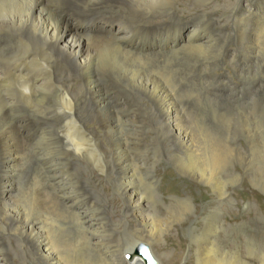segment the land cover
Instances as JSON below:
<instances>
[{
	"label": "rangeland",
	"instance_id": "obj_1",
	"mask_svg": "<svg viewBox=\"0 0 264 264\" xmlns=\"http://www.w3.org/2000/svg\"><path fill=\"white\" fill-rule=\"evenodd\" d=\"M197 1L178 0L176 13L180 16L181 22L188 23L198 18L199 13L204 12V10L209 12V15L206 17L207 20L203 22L207 30L206 33L200 36L201 41H205L209 36L216 35L217 33H231V39L229 38L224 42L226 47L228 46L227 48L230 53L233 52L232 54L235 56H229L225 63H221L222 67H184L182 60L177 61L178 63L174 60H169V65L167 63L168 60L162 61L165 64L161 62L163 66H160L162 64L157 63V65L153 61L131 60L122 56L112 55L105 49H103L104 51L101 53V56H99L94 64H92L93 67H91L92 71L95 70L94 74L96 76L97 74L99 76L101 75V82L110 84L108 90H111L113 87V95L111 93L109 94L111 103H116L118 100H121V110H131L129 114L125 113L123 115L121 112L118 113L121 115V121H124L127 117H135V110H133V108L136 99H140V101L149 105V103H147L149 102V98L146 96L147 93L144 92L142 84L149 82L150 85L148 87L151 95L155 94L151 93L153 87L159 86L164 90L167 88V92L169 94L171 93V98L175 99L173 101L176 103L181 101L180 110L182 119L184 120L186 118L185 121L187 122L188 131L196 135L193 146L194 154L190 153L185 147H183V149L180 146L178 147L177 142L173 138H169L168 129L164 125L159 124L155 119L141 117V122L144 126H142V135L140 138L146 147V152L144 151L146 169L149 168V166L153 167L152 171L156 179L155 182L148 179L149 177H147L146 169L141 170L140 168L141 171L137 168L132 169V172L135 173L133 181L146 198L143 199V202L145 201L144 203L150 207V213L147 215V225L143 226V229L136 226L132 217L127 214V209L122 197L113 189V180H109L105 175L107 165H105L106 163L102 155L100 153L97 154V151H94L91 145L88 147V142L82 143V141H80V134L76 130V124L72 121L73 119L62 118V120H60V118L57 120L55 124V129L57 130L54 129V132L59 134L57 136H51V139L49 137L50 135L47 136V144H37L38 141L36 139L39 137L38 123L40 122H37V117H31V114L38 116L39 112L42 110L48 115L51 113H59L62 109L66 110V106L69 107L66 103L67 101L74 100L81 95L85 96L86 94L83 93V85H81L80 81V78L86 75L85 71L77 67H71L68 63L60 60L57 64L58 67H54L53 75L52 69H50L53 67H47L45 62L42 61L43 64L40 60L35 62V59L38 57H34L33 63L29 62L31 65L27 64V67H21L25 70L27 69L33 77L30 76V82L34 81L35 75L44 79V89H40L38 95L41 97L46 96L47 102L45 105L41 104L40 111L27 108L28 105H30V103L26 101L28 98L25 99L21 97L22 92L28 90V88L23 90V85L21 84L23 82L11 83L14 86L11 85L10 89L7 91V93L10 91L8 94L16 101L14 111L10 115L11 118H14L15 115H21L26 118L24 119V124L27 123V126L24 127L19 124L18 120L12 122L14 125H19V138L22 142H25L26 145H23L16 152L18 163L15 168V191L9 203V210L0 208V241L5 243L7 253L8 255L10 254L9 259L11 256V262L13 264H51L52 261H44L40 258L36 245V233L37 231L40 232L41 227V231L47 235L45 236V238L48 239L46 241L48 243L50 242L48 248L51 255L54 256V262H57L56 264L100 263L97 258L94 257L97 253L95 251H89L92 248L88 246L90 243L88 238L93 236L90 229H86L84 226L77 228L74 220L76 216L70 217L66 209L63 210L62 206L54 202V200H56L55 192H52L48 187L42 186L41 176H44L43 170L47 171L46 167L51 163L55 164V162L56 166H59L60 170L62 169L61 171L66 172L67 176L65 175L64 178L66 179L67 177L68 179L65 180V183L70 188L63 189L61 184L59 186V191H70L74 194L76 203L83 205L81 208L76 207V210L79 212L85 209L88 210L90 214H94L93 218L99 222V227L96 229L95 227L91 228H93L94 233L96 232L95 234L105 242L106 246L111 247V252H113V254L115 253L113 259L114 264H134L129 260L128 255L133 256L136 248L137 253L144 259L145 264H148L145 256L142 254L143 252L146 254L148 253L146 252L147 248L145 246H139L142 243L150 248L152 255L160 264H264V53L260 56L262 61L250 67L248 64L251 63V61L248 59L243 60V55L237 53L235 49L238 37L235 32V24L231 19L238 12L236 14L229 13L228 9L244 1L249 4V0ZM128 2H131L130 7L132 10H136L135 8H137V6L145 5V3V6L151 4V7L156 9V14L152 21L154 23H160L158 25L139 24L140 26L131 27L129 30L124 28V30H126L125 32L130 31L129 35L131 36L126 40L125 46H128L132 53L148 54L151 49L149 54H166V52L170 53L174 51V49H178L181 41L184 40L182 37L185 35L181 31L185 32V29L176 24L170 27L162 25L165 23L164 20L168 18L160 12L163 8L168 6L169 0H166L168 3H166L165 0H128ZM253 4L255 10L253 6H251V10H253L255 14L260 15L262 13L261 9H264V1L255 0ZM14 7L19 8L20 6L14 5ZM75 11L78 14L76 17H74ZM75 11L72 12L74 18L69 17L70 21L75 24V26H73L75 31L93 37H108L111 34L114 36L111 35L110 37L114 39L118 37L119 34H117V29L121 28L118 24L120 19L114 16V11L105 12L100 10L88 13H84L80 10ZM103 13L107 17L101 15ZM225 13L227 15L230 14V19L223 16ZM80 19L82 22L79 23ZM211 22L212 24L209 25ZM114 26L117 27L115 28ZM108 28L112 29V31H107ZM260 28L262 30V26ZM163 34H165V36ZM13 38H8L9 42L6 39L3 41L4 43L0 42V44L7 43L6 50L0 51V61H6V52L15 58L17 57L18 60H22L24 54L28 52L40 54L36 40L29 39L27 36L23 37V39L19 36ZM213 39L214 38H210L209 40ZM189 41L190 43H194V39H190L188 42ZM137 49L139 50L137 51ZM242 52L247 56L244 49H242ZM213 54L204 53V55L208 57H212ZM9 61L13 62L14 60ZM144 62H146V65L149 64L148 67ZM152 62L155 65H153ZM234 62H236V64L238 62V67L233 65ZM39 63L41 64L39 65ZM173 64L174 66H172ZM138 65L143 67H138ZM156 66H158L157 68L163 73L156 69ZM166 66L171 73L168 69L167 72L165 70L166 68H163ZM153 68H155L154 71ZM149 69H152V71ZM23 70L21 72H18V70L15 72L22 73L25 71ZM143 71L145 74L148 73L146 74L147 76H145ZM44 73L45 76L43 75ZM66 74H69L68 76L70 77L72 85L70 90L64 89L65 81H63L62 75ZM142 79H146L148 82L142 81ZM149 79L152 80V83H150ZM176 80L178 83H176ZM173 81L175 82L173 83ZM49 82L53 84H49ZM117 90L119 92H117ZM155 91H157V89ZM175 91L178 93L177 95L173 93ZM104 94V92H99L96 93L95 96L101 97L104 96ZM119 94L123 98L118 100L114 99L118 98L117 96H119ZM13 95H17L18 97H14ZM133 98L134 102L130 100ZM180 98L181 100H179ZM38 104L39 103H35L34 105L37 106ZM17 107H21L23 112ZM53 107L55 109H53ZM255 108L258 111H255ZM261 113H263V116ZM219 114L222 115L218 116ZM257 115L261 120L260 118L258 120ZM212 117L214 119L216 117L217 119L214 120ZM223 117L224 119H221ZM193 118L197 122L192 120ZM198 122L200 123L198 124ZM201 123L204 124L202 125ZM85 125L101 133L94 119H88ZM208 125L210 128L207 127ZM260 125H262V127H260ZM50 128L51 125L40 127V129L44 131L50 130ZM203 128L205 130H201ZM118 132L123 138L127 136L126 134H129L132 142L135 141L139 135L134 131L132 124L128 125V127L127 125H123L119 128ZM1 134L2 132L0 133V139L2 137ZM48 140L54 141L53 144L51 145ZM101 140L103 143L105 142L103 136ZM37 146L41 149L38 150ZM87 147L88 150H86ZM69 155H73L74 157L70 159ZM44 159L47 163H44L41 167V162ZM222 159L225 162H217V164H214V166L216 165L215 168L217 167L218 169L212 168L215 181L208 183L207 179H204V177L200 175V170H203L202 166L200 167V162L207 165L213 163V160L219 161ZM142 161L143 160H139L138 165L139 163L141 165ZM68 163H71L70 167L65 165ZM73 164L80 165V167L77 168L78 170L71 167ZM204 170L205 171L202 172L207 174V168H204ZM76 176H83L85 180L87 179L88 182H90L88 185L89 189L87 192L85 191L84 194L78 185L72 181V178H76ZM38 182H41V184ZM224 189L230 192L229 198H222ZM35 196H37V198H34ZM46 199L47 201H45ZM48 199L50 200L48 201ZM73 200L74 198H71V201ZM185 201H188L191 206H193L189 211L182 209L184 204L188 203ZM47 202L51 203L48 204ZM43 203L45 204L43 205ZM10 210L18 211L22 215V217L20 215L21 220L26 223L27 221L34 223V220H37L35 222L36 224L39 223L40 228H37V231L34 230L31 232L25 229L14 231L9 216ZM68 211L75 212L70 207ZM29 217H31V221ZM40 219L42 220L41 222ZM44 219H46V221ZM109 221L113 223H109ZM47 223L49 226L51 223L52 225L48 227ZM107 225L112 227V229L109 230L107 227L105 228ZM44 226H47V230ZM57 226L63 230L60 231V228ZM156 233L159 234L160 240L159 238L156 240ZM110 242H112V244ZM50 244L51 246H49ZM56 251L63 253H56ZM56 254L63 255L57 257ZM150 260L155 264L152 258H150Z\"/></svg>",
	"mask_w": 264,
	"mask_h": 264
},
{
	"label": "bare ground",
	"instance_id": "obj_2",
	"mask_svg": "<svg viewBox=\"0 0 264 264\" xmlns=\"http://www.w3.org/2000/svg\"><path fill=\"white\" fill-rule=\"evenodd\" d=\"M169 1L170 2L168 4V6L163 8L160 12L161 14H164L168 18V19L164 20L165 23L162 25L170 27V26L176 24V25H180L181 27H183L185 29V32L184 31H181V32L183 34H185L182 37V39H184V40L181 41L180 45L178 43V45H179L178 49H176V50L174 49V51H171L170 53L166 52V54H160V53L149 54L150 50H151L149 48L150 50H149L148 54H134L129 50L128 46H125L126 40H128L131 36V35H129L130 31H127V32H125V31L129 30L131 27L134 28V27L140 26L139 24H153V25L160 24V23H154L152 21V19L155 17L156 9L152 8L151 4H148L147 6H145L146 3L144 2L145 5L137 6V8H135L136 10H132V8L130 7L131 2L129 3L128 0H0V42H3L5 39L8 40V38H13V37L19 36L20 38L23 39V37L27 36V37H29V39L36 40V42H37L36 44L38 45L37 47H38L39 52H40V54H38V53L33 54V52L25 53L24 56L22 57L23 58L22 60H18L17 57L15 58V57L11 56V54L6 52V61H0V131L2 132V134H1L2 137L0 139V167H1L0 168V208L8 209V207L10 205L9 204L10 200L12 198L14 191H15V178H16V169L15 168H16V164L18 163V157L16 155L17 154L16 152L23 145H26L25 142H22L21 139L19 138V132H20L18 130L19 125H14L12 123L14 120H18L19 124L21 126L26 127L27 123L24 124V119H26V118L24 116L22 117L21 115H15V114H14L15 117L11 118L10 115L14 111V108L16 106V101L14 98L11 97V95L8 94L10 91L8 93H7V91H8V89H10L11 85H13L11 83L23 82V83H21L23 85V90L26 88H28V90H26L25 92L23 91L22 94L21 93L20 94H21V97H24L25 99L28 98L26 101L29 102L30 105H28L27 108L35 109L37 111L41 110V104L45 105V103L47 102L46 96L41 97L40 95H38V92L40 91V89H44V79L39 77L38 75H35V79H33L34 81L30 82V76H31L30 73L27 71V69L25 70L24 68H21V67H27V64L31 65L29 62L33 63L34 57H38L39 59L38 58L35 59V62L36 61L38 62L40 60L41 62L42 61L45 62L47 67H53V68H50V69H52L53 75H54V67H58L57 64L60 60H63L64 62L68 63L71 67H77V68L81 69L82 71H85L86 75L83 78L82 77L80 78L79 76L78 77L81 79V80L80 79L79 80L81 81V85H83L82 90H83V93L86 95L85 96L81 95L78 98L75 97L76 99H74V100L67 101L66 103H67V105H69V107L66 106V110L62 109V111L59 113L58 112L53 113V114L51 113L48 115L46 112H44L42 110L39 112L38 116L31 114V117H37V122H40V123H38V128H39V135L38 136L39 137H37V139H36L38 141L37 144L38 145L45 144L47 142V138H46L47 136L50 135L49 137L51 139V136H57L59 134V133L56 134L54 132L55 124H56L57 120H59L60 118H61L60 120H62V118L73 119L72 121H74L76 124V128H77L76 130L80 134V135L78 134L80 139H81L80 141H82V143L88 142V147L91 145L94 148V151H97V154L100 153L102 155V158H103L104 162L106 163L105 165H107L105 175L107 176V178L109 180H111V181L113 180L112 181L113 189L122 197L124 204H125V207L127 209V214H129L132 217L135 225L140 227L141 229H143V226L147 225V215L150 213V207H149V205H146V203H144L145 201L143 202V199H146V198L140 192V190L138 189V186L134 183L133 179L135 177V173L132 172V169H134V168H137L139 170H140V168H141V170L146 169L145 154H144L146 147L140 138L142 135L141 129H142V126H144V124H142V122H141V117L153 119V120L155 119L156 122H159V124L164 125L168 129L167 132H168L169 138H173L177 142L178 147L180 146V147H182V149H183V147H185L190 153H194L193 146H194L196 135L194 133H192V132L190 133L188 131L187 122L185 121L186 118L184 120L182 119V113L180 110L181 109L180 108L181 101H179V100H181V98L179 100L177 99L179 101V103L178 102L176 103L175 101H173L175 99L171 98V96H170L171 93L169 94L167 92V90H166L167 88L164 90L162 87H159V86L153 87L154 92L151 91V93L152 94L155 93V94L151 95L149 93V87H148L150 84H149L148 80L146 81L147 78L145 80L142 79V81H146L148 83H142V84L144 87V92L147 93L146 96H148V98H149V102H147V103H149V105L140 101V99H138V100L136 99V102H135L134 108H133V110H135V117L134 118H133V116H131L129 118L127 117L124 121H121V119H120L121 115H119L118 113L121 112L123 115L125 113L129 114L131 110L130 111L121 110V106H120L121 100H118V99L123 98V97L120 96V94H119V96H117L118 98H114L118 101L116 103H111V101L109 99L111 97L109 94L111 93L113 95V93H112L113 87L111 86L112 89L108 90V88H110V84L105 83V82H101L100 81L101 75L99 76L97 74L98 73L97 72L96 73L97 76H96L94 74L95 70L92 71L91 67H93L92 64H94V62L99 58V56H101V53L104 51L103 49L107 50L112 55L122 56V57H125L127 59H131V60H145L148 62L153 61L156 64L157 63L162 64V63H164L162 61H166V60H168L167 63L169 62V60H174V61H176V63H178L177 61L182 60L184 67H222L221 63H225L229 56H231V57L235 56L234 54H232L233 53L232 51H231L232 53H230L229 49L227 48L228 46L226 47V44L224 42L225 40L227 41L231 37L230 36L231 33H227V34L226 33L225 34L224 33H222V34L217 33L216 35L209 36L205 41H201L200 36L202 34L206 33V30H207V28L203 25V22H204V20H207L206 17L209 15V12L204 10V12L199 13V15L197 14L198 18L193 19L191 22L184 23L183 21L181 22L180 16H178L176 13L178 0H169ZM194 1L196 2L197 0H194ZM203 1H207V0H203ZM254 1L255 0H249V4L245 3V1H244L243 3H238V5H236V6L233 5L234 7H231L228 9L229 13H235L236 14L238 12L231 19V21H233L235 24V29H236L235 32H236V36L238 37V39H237L238 42L235 44L236 45L235 49H236L237 53H241L243 55V60L248 59L251 61V63L248 64L250 67L255 66L258 62H261L262 58H260V56L262 53H264V9H261L262 13L260 15L255 14V12L253 10H251V6H253V9H254V4H253ZM165 2H166V0H165ZM152 3H154V2H152ZM166 3H168V2H166ZM14 5H17V6L19 5L20 7L15 8ZM75 10H80L84 13L95 12V11H100V10L105 11V12H107V11L113 12L114 11V13H115L114 16L116 18L120 19L119 23L116 21L119 24V26L121 27V28L119 27L120 29H117V34H119L118 37L116 39H114L113 37H110L112 34L111 35L108 34V35H110L108 37L107 36H105V37L94 36L93 37V36H88V35H85L83 33H79L77 31H75L74 27H73V26H75V24L73 22H71L69 19V17H73L72 12H74ZM228 12H226V13H228ZM226 13L224 15L223 14L222 15L229 18L230 14L227 15ZM259 13H260V11H259ZM101 15H104V13ZM76 16H78V14L75 11L74 17H76ZM104 16H106V15H104ZM75 22H77V21H75ZM80 22H82L81 19H80L79 23ZM88 23H89V21H88ZM211 24H212V22L209 23V25H211ZM90 25H91V23H90ZM209 25H208V27H209ZM96 26H97V24H96ZM261 26H262V30L260 28ZM101 28H102V26H101ZM124 28L126 30H124ZM89 29H91V28H89ZM121 29L124 31H122ZM107 31H112V29L108 28ZM253 33H255V34H253ZM117 34H115V35H117ZM163 35L165 36V34H163ZM112 36H114V35H112ZM167 37H168V35H167ZM210 38H214V39L209 40ZM175 39H176V37H175ZM190 39H194V43H192V42L190 43V41L188 42V40H190ZM8 42H9V40H8ZM142 44H143V42H142ZM146 44H148V43H146ZM129 45H130V42H129ZM6 46H7V43L6 44H0V51L6 50ZM38 49H37V51H38ZM242 49H244L246 51L247 56H245V54L242 52ZM133 50H135V49H133ZM138 50L139 49H137V51ZM204 53H207V54L208 53H211V54L214 53V54L212 57H208V56H205ZM9 56H11V57H9ZM1 60H3V59H1ZM9 60H14V61L11 62ZM148 62H147V64H148ZM153 62H152V64H153ZM144 63L146 65V62H144ZM40 64L41 63H39V65ZM237 64H238V62H237ZM237 64H236V62L233 63L234 66L238 67ZM148 65H146V66L148 67ZM153 65H155V64H153ZM168 65H169V63H168ZM131 66H129V67H131ZM139 66H141V65H138V67ZM160 66H163V64ZM172 66H174V64ZM1 67H6V68H1ZM10 67H14V68H10ZM141 67H143V66H141ZM153 67H155V66H153ZM157 67L158 66H156V69H158ZM246 67H248V66H246ZM163 68L164 69L166 68L165 70L168 72L169 69L167 68V66L163 67ZM154 69L155 68H153V71H154ZM17 70H18V72H21L22 70L24 72L17 73V72H15ZM149 70L152 71V69H149ZM158 70H160V69H158ZM145 72H147V71H145ZM167 72H165V73H167ZM169 72L171 73L170 70H169ZM63 73H64V71H63ZM143 73H144V71H143ZM146 74H148V73H146ZM146 74H145V76H147ZM43 75L45 76V73ZM68 75L67 74L62 75L63 81H65V84H64L65 90L66 89L70 90V88L72 86L71 81H70V77ZM149 75H150V73H149ZM106 77H104V78H106ZM134 77H133V79H134ZM173 77H175V76H173ZM149 81H150V83H152V80L149 79ZM45 82H48V81H45ZM174 82L175 81H173V83ZM50 83H52V82H49V84ZM176 83H178V81ZM162 84H163V82H162ZM55 86H56V84H55ZM170 87H172V86H170ZM53 89H55V88H53ZM156 89H157V91H155ZM50 91H51V89H50ZM176 91L173 93H176ZM99 92H104L105 93L104 96L96 97L95 96L96 93H99ZM117 92H119V91L117 90ZM65 93H66V91H65ZM177 94L178 93H176V95ZM50 95H51V93H50ZM149 95H151V96H149ZM13 96L16 97L17 95H13ZM130 100L133 101L134 98L130 99ZM35 103H39V104L37 106H35L34 105ZM257 107H259V106H257ZM19 108L21 111L22 108L21 107H19ZM182 108H183V106H182ZM53 109H55V108L53 107ZM255 111H258V110L256 109ZM22 112H23V110H22ZM261 114L263 116V113H261ZM221 115L219 114L218 116H221ZM247 115H250V114H247ZM26 117H27V114H26ZM257 118L259 120L260 117L258 116ZM88 119H94L95 120V123L98 126V128L100 129L101 133H99L95 129H92V128L85 125L86 122L88 121ZM215 119H217V118L215 117ZM221 119H224V117ZM187 120H189V119H187ZM192 120H195V119L193 118ZM260 120H261V118H260ZM211 121H212V119H211ZM226 121H227V119H226ZM226 121H224V122H226ZM199 123L200 122H198V124ZM258 123H259V121H258ZM130 124H132L134 131L139 134L138 137L136 138V140L133 142L131 141L129 134H126L127 136H124V138L121 135L122 136V138H121V136L119 135V132H118L120 127H122L123 125H127V127H128V125H130ZM46 125H51L50 130L44 131V130L40 129L41 126H46ZM195 126H196V124H195ZM207 127H209V125ZM260 127H262V125H260ZM206 129L209 130L208 128H206ZM55 130H57V129H55ZM201 130H205V129L203 128ZM194 131H195V129H194ZM207 132H209V131H207ZM123 135H124V133H123ZM102 136L105 140L104 143L101 140ZM24 140H26V139H24ZM48 142H50V144L52 145L54 141L48 140ZM128 145H129V147H128ZM82 147H84V146H82ZM88 147L86 148V150H88ZM40 149L41 148L38 147V150H40ZM138 153H140V154H138ZM196 155H197V153H196ZM71 157H74V156L71 155L69 158L71 159ZM137 160L138 161L143 160L142 164L140 165V163H139V165H138ZM213 161H214L213 163L207 164V165L200 162V167L202 166V168H203L202 171H205L204 168H207V171H208L207 174H204V172H202L200 170V172H201L200 175H201V177L203 176L204 179L206 178L208 183L215 181L213 169H212V168H215V166H216V165L214 166V164H217V162H225V161H223V159L219 160V161H217V160H213ZM44 163H47V162H45V159L42 160L41 167L43 166ZM50 163H51V161H50ZM65 165L67 167H70L71 163H68ZM71 167L74 169H77L80 167V165H74L73 164V166H71ZM220 168H221V166H220ZM46 169H47V171L43 170L44 176H41L42 186L48 187V189L50 188L52 190V192L53 191L55 192V194H56L55 199L56 200H54V202H56L58 205L62 206L63 210L66 209L67 213L70 217L76 216L74 218V220H75L77 228L84 226V227H86V229L87 228L90 229V232H92L93 236L88 238V241H90L88 246H89V248L90 247L92 248L89 251H95L97 253V255L95 254L94 257H96L97 260L102 264H114L113 259H114L115 253L113 254V252H111V250H110L111 247L106 246L105 242H103L100 239V237L97 234H95L96 232L94 233V229L91 228V227H95V229H96L99 227L98 226L99 222L97 220H94V218H93L94 214L93 215H92V213L90 214V212L88 210H85V209H83L82 211L79 212L78 210H76V207L81 208L83 205L76 203V201H75L76 197L74 196V194L71 193L70 191H65V190H64L65 192L59 191V186L61 184H62L63 189H70L67 186V184L65 183V180L68 179L67 177H66V179L64 178L66 175V172L61 171L62 169L60 170L59 166L58 167L56 166V162H55V164H53V163L49 164L46 167ZM152 169H153V167L149 166V168L146 169V174H147V177H149L148 179H151L152 181L155 182L156 179L154 177ZM217 172H216V174H217ZM72 181H74L78 185V187L80 188V190L82 191L83 194L85 193V191L86 192L88 191V189H89L88 185L90 182H88L87 179L85 180V178H83V176H81V177L76 176V178L73 177ZM41 182H38V183L41 184ZM152 187H153V185H152ZM91 192H89V193H91ZM222 194H223L222 195L223 199L229 198V196H230V192L228 190H225V189L222 192ZM34 198H37V196H35ZM71 198H74V200L71 201ZM49 200L50 199H48V201ZM45 201H47V199ZM185 202H188V201H185ZM49 203H51V202H49ZM44 204L45 203H43V205ZM52 205H53V203H52ZM177 206H178V203H177ZM69 207L72 210H74L75 212L68 211ZM191 207H193V206H191V204L188 202L187 204L186 203L184 204V207L182 209L189 211ZM10 211L11 212L9 213V216L11 218V224H12L11 226H12L14 231L25 229V230L31 232V231L36 230L37 228H40L39 223L36 224V222H35L37 220H34V223L28 222V221L26 223L23 220H21V218H20L21 214L18 211H14V210H10ZM176 212H179V211L177 210ZM32 215H34V214H32ZM21 217H22V215H21ZM31 217H33V216H31ZM31 217H29V220L31 219ZM3 220H4V218H3ZM44 220L46 221V219H44ZM41 221L42 220L40 219V222ZM48 223H47V225H48V227H50L52 225V223L50 226H49L50 223L49 224ZM109 223H113V222L109 221ZM100 224H101V221H100ZM109 225L105 226V228L107 227V229L111 230L112 227H110ZM46 227L44 226V228H46ZM58 228H60V227H58ZM41 229H42V227L40 228V232H38L36 230L37 231V233H36L37 240L35 238L36 245H37V248H38V251L40 254V258L44 261H50V262L52 261L51 264H56L57 262L56 263L54 262V256L51 255L49 248H48V244L50 242L48 243L46 241V240H48L45 238V236H47V235H45L41 231ZM51 229H52V227H51ZM46 230H47V228H46ZM62 230L63 229L60 228V231H62ZM78 232H81V231H78ZM64 233H66V232H64ZM81 236H83V235H81ZM48 237H49V235H48ZM155 238H156V240H158V238L160 240L158 233H156ZM110 243L112 244V242H110ZM49 246H51V244ZM139 246H145L147 248L146 252H148L147 253L148 257L152 258L155 261V264H160L154 258V256L151 253L150 248L147 245L142 243ZM136 250H137V248H136ZM136 250H135V253L133 256L128 255L129 260L134 264H138V263L139 264H145L144 259L137 253ZM58 252L56 251V253H58ZM59 253H63V252H59ZM208 253H210V252H208ZM110 254H111V258H110ZM9 255L7 253V250H6L5 243L0 241V264H13L11 262V256L9 259ZM59 255L60 254H58L57 257H59ZM61 255H63V254H61ZM64 258H65V256H64ZM135 258H137V259H135ZM100 263H98V264H100ZM117 264H120V263H117Z\"/></svg>",
	"mask_w": 264,
	"mask_h": 264
},
{
	"label": "water",
	"instance_id": "obj_3",
	"mask_svg": "<svg viewBox=\"0 0 264 264\" xmlns=\"http://www.w3.org/2000/svg\"><path fill=\"white\" fill-rule=\"evenodd\" d=\"M142 254H143V256H145V258H146L148 264H153V263L151 262L150 258L148 257V255H147L146 253L143 252Z\"/></svg>",
	"mask_w": 264,
	"mask_h": 264
}]
</instances>
